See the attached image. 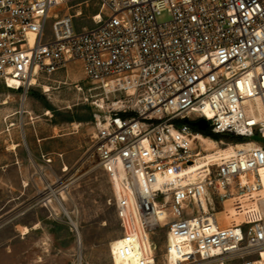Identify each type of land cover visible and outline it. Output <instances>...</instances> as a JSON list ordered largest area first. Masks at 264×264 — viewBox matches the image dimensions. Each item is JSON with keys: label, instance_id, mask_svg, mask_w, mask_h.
<instances>
[{"label": "built area", "instance_id": "obj_1", "mask_svg": "<svg viewBox=\"0 0 264 264\" xmlns=\"http://www.w3.org/2000/svg\"><path fill=\"white\" fill-rule=\"evenodd\" d=\"M72 62L99 91L85 100L123 231L113 262L264 264V0H0L7 89ZM199 120L223 137L212 156Z\"/></svg>", "mask_w": 264, "mask_h": 264}, {"label": "rangeland", "instance_id": "obj_2", "mask_svg": "<svg viewBox=\"0 0 264 264\" xmlns=\"http://www.w3.org/2000/svg\"><path fill=\"white\" fill-rule=\"evenodd\" d=\"M96 11L91 9L90 13ZM169 20L167 13L159 18L160 23ZM79 23L92 26L91 21L85 19ZM45 86L51 88L50 93H45ZM77 86L83 92H79ZM90 89L81 62L68 64L66 69L28 93L9 90L0 82V264L14 261L13 255L7 254L12 244L14 256L41 255V243L47 236L51 240L49 254L54 264H72L78 257L88 264H114L111 246L114 251L116 248L112 243L121 238L123 231L109 176L97 162L90 164L91 138L95 134L91 102L95 99L89 98L88 102L85 99L99 93H89ZM4 102L8 104L3 105ZM64 122L76 123L73 128L79 125L78 138L82 146L79 156L67 163L66 174L62 173V164L58 161L48 166L30 159L26 146L29 137L37 141V133L39 136L49 133L46 131L48 125ZM15 144H21L26 162L16 161ZM21 169L29 170L35 176L25 180L26 192L18 197ZM12 187L16 189L14 195ZM58 200L69 216L63 213ZM44 220L40 225L42 229L31 231L23 237L25 240L20 238L24 226L31 229ZM72 222L77 225L80 245ZM53 233L55 240L50 237ZM165 233L163 229L155 237L159 246L165 241Z\"/></svg>", "mask_w": 264, "mask_h": 264}, {"label": "crops", "instance_id": "obj_3", "mask_svg": "<svg viewBox=\"0 0 264 264\" xmlns=\"http://www.w3.org/2000/svg\"><path fill=\"white\" fill-rule=\"evenodd\" d=\"M74 124L72 122H64V123H59V124H50L48 125V128H46V131L49 133L46 135L39 136V134H36L37 141H34L31 137H29V141L26 144L27 149H28V157L32 160H35L37 162H42L44 164L45 161L42 159L43 156H46L47 158H51L54 161H58L61 164H65L68 166L67 163H70L79 156V151L81 149V142H79L78 134H79V125H77V128H73ZM67 126V127H66ZM67 132V133H66ZM63 133V134H61ZM14 150L16 151V161L17 162H26V157L22 154V149H21V144H15L14 145ZM18 153V154H17ZM61 156V159H60ZM20 178H21V187L19 188L20 190V195H17L18 197L24 194L26 192L25 189H27L26 182L25 180L29 178H34L35 174L31 173L29 170L21 169L20 172ZM14 189L13 187L11 188V193H13ZM16 198L18 201L19 198ZM14 199L11 198V202H13ZM44 221H40L37 223L34 227L29 229V231L26 234H21L20 238L25 240V236H28L31 234V231H39L42 229L40 225L44 223ZM24 228H27V226H24ZM54 240L56 239V236L53 234L50 235ZM51 240L47 236L43 241H42V254L41 255H31V254H24L20 256H14V245L7 250L8 255H13L12 256V261L11 264H54V260L51 259L50 254H49V249L51 247L50 245Z\"/></svg>", "mask_w": 264, "mask_h": 264}, {"label": "bare ground", "instance_id": "obj_4", "mask_svg": "<svg viewBox=\"0 0 264 264\" xmlns=\"http://www.w3.org/2000/svg\"><path fill=\"white\" fill-rule=\"evenodd\" d=\"M33 84L35 85V83H33ZM18 85H19V84H18L17 82H12V83H11V86H13V89H16ZM44 91H45V93H50V92H51V88L48 87V86H45V87H44ZM7 104H8V102H4V103H3V105H7ZM196 138H197L198 140H200V141L202 142V144H204V145L207 147L206 150L209 152V153H208V156H212V155H213V151H212V150H215V149H216V151H218V149H217V145H216V142H215L214 139H212V138H208V137H205V136H203L202 134H198V136H197ZM210 144L213 145V148L210 146ZM250 146L252 147L253 145H250ZM240 147H242L241 144H235V145H232L231 148H229V149H227V150H223V151H221V152L219 151V153L222 154L223 156H228V155H230L234 150H237V149H239ZM206 156H207V155H203V157H201V158L197 161L196 167H197L198 169H200V168H202V167L204 166L205 160H206V158H207ZM90 160H91V161H90ZM90 160H89V161H90V164H93V163H96V162H97L96 159H94L93 157H91ZM262 176H263V178H264V172H263ZM263 193H264V192H263ZM53 194L55 195V191H53ZM56 199H57V198H56ZM58 201H59V200H58ZM229 204H230V203H229ZM59 205H60V207H61L63 213L69 216V212L66 210V208L63 207L61 200L59 201ZM230 213L233 214L232 211H230ZM229 220H230V219H229ZM72 224H73V226H74L75 229H76L77 225H76L75 223H73V222H72ZM28 231H29L28 228H23L22 233H23V234H26ZM112 245H113L116 249L113 251V247L111 246V255H112V252H113V254H116L117 248H118V246L120 245V239L117 240V241H114V242L112 243ZM117 262H118L119 264H125V263L121 262L118 258H116L115 262H113V263H114V264H117ZM170 264H173V261H172V260L170 261Z\"/></svg>", "mask_w": 264, "mask_h": 264}, {"label": "water", "instance_id": "obj_5", "mask_svg": "<svg viewBox=\"0 0 264 264\" xmlns=\"http://www.w3.org/2000/svg\"><path fill=\"white\" fill-rule=\"evenodd\" d=\"M193 125L196 126L200 131L205 132L208 129V123L205 120L194 122Z\"/></svg>", "mask_w": 264, "mask_h": 264}, {"label": "trees", "instance_id": "obj_6", "mask_svg": "<svg viewBox=\"0 0 264 264\" xmlns=\"http://www.w3.org/2000/svg\"><path fill=\"white\" fill-rule=\"evenodd\" d=\"M202 134H203L205 137H211V138L214 139V140H220V138H217L218 136H213V135L210 134L209 132H202ZM234 141H235V142H239V141H241V139L236 138Z\"/></svg>", "mask_w": 264, "mask_h": 264}]
</instances>
